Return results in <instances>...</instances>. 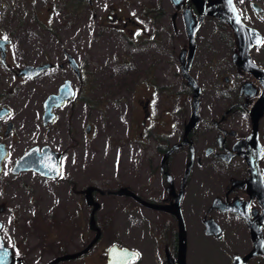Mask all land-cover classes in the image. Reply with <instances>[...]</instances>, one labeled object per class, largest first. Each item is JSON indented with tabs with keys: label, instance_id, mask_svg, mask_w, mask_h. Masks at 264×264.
Wrapping results in <instances>:
<instances>
[{
	"label": "flooded vegetation",
	"instance_id": "obj_1",
	"mask_svg": "<svg viewBox=\"0 0 264 264\" xmlns=\"http://www.w3.org/2000/svg\"><path fill=\"white\" fill-rule=\"evenodd\" d=\"M84 1L85 8L93 11L94 8L90 7L88 0ZM204 1L208 5L220 7H224L225 4V0ZM233 1L244 24L261 34L259 44L253 43L249 51L254 65L243 58V61L240 59L235 29L229 21L218 17L204 18L196 33L195 48L190 51L185 12L190 11L196 22L201 17L194 0H181L179 5L170 0L171 9L164 6L157 12L155 8L156 16L148 19L161 27L154 29L150 34L146 32L140 20L129 18L132 32L136 35V39L129 38L134 46L151 44L158 40L159 36L171 33L176 42H179L177 39L179 33L175 31L180 30L178 57L173 56V45L167 47L165 45L159 49L161 55L170 53L173 64L180 71L179 130L174 135L175 131L171 130V127L164 126V123H171L169 116L171 110H166L167 117L163 113L156 118L153 117L151 105L158 93L155 90L150 92L143 106V125L146 137L150 139L146 148L148 150L146 183L123 184L110 190L95 185L98 188L94 191V197L101 205L100 209L102 203L99 195L129 199L134 206L129 208L128 212H136L142 206L148 209L149 214L140 216L136 223L138 227L145 222L146 229L138 227L137 231L138 239L142 243L130 247L124 237L127 236L129 239L131 232L128 234V231H117L120 228L116 226L113 227L114 236L110 237L109 231L106 230L108 217L100 215L99 209L95 213L96 226L100 228L99 239L91 250L68 260L84 259L87 261L85 264H89L91 259H96L101 264H109V250L112 246L118 245L137 252L138 256L128 264H264V0ZM110 9L112 12H105L106 17L113 24H120L124 17L119 13L118 7L111 5ZM221 12L224 16V13L230 16L234 14L232 11ZM170 23L172 31L166 26ZM208 23L212 24L209 35L203 29ZM124 26H128V23ZM6 31H9L7 25H0V39L10 41L7 46V65L3 63L0 51V69L3 72L12 70L23 80L41 78L47 74L49 80L55 83V73L68 67L79 89H76L72 79H65L64 82L68 79L72 81L74 96L62 106L72 105L76 100L87 105V91L85 93L84 88L87 80L85 64L79 63L81 68L79 75L69 63L68 53L71 52L62 48L61 51H53L46 55L49 58L56 56L62 60L42 62H52L54 64L52 68L33 78L19 75L18 70L26 64L17 68L9 62L11 53L9 48L13 45L14 34ZM153 48L150 55L155 53L158 56L157 47ZM149 49L151 50V47ZM155 63L152 56L148 61L142 60L139 56V59L137 57L130 59V64L121 63L127 68L126 72H130L132 90L144 82L146 86H156L158 81L148 80L154 79L153 75L161 68H157L159 63ZM2 74L0 73V78ZM187 74L194 79L198 87L190 83ZM63 83L54 93L59 92ZM196 94L198 116L194 125L188 128L194 112ZM3 106L0 105V108ZM6 117L0 119L4 120ZM50 131L51 129L48 130ZM37 173L49 181L56 180ZM57 179H66L68 183L75 184L73 179L63 178L62 175ZM89 186L80 188L79 198L84 200V203L81 201L80 208L70 212L66 218V221L70 222L73 217H77V221L71 224L74 233L78 232L76 229L82 232L84 224H87L88 233L81 234L79 246L74 244L72 249L60 252L54 255V258L84 250L98 233L91 225L93 206H89L85 199V191ZM123 187H127L132 194L122 196L115 193ZM187 208L193 210L191 216L186 214ZM177 211L179 215L176 214ZM75 227L77 228L74 229ZM107 235L109 237L106 239ZM9 246L13 248L14 257L18 259L14 264L33 262L49 264L54 259L41 261L29 256V261L27 258L25 261L19 253L26 252L21 244Z\"/></svg>",
	"mask_w": 264,
	"mask_h": 264
},
{
	"label": "rangeland",
	"instance_id": "obj_2",
	"mask_svg": "<svg viewBox=\"0 0 264 264\" xmlns=\"http://www.w3.org/2000/svg\"><path fill=\"white\" fill-rule=\"evenodd\" d=\"M75 0H0V25L5 24L9 34H14L9 62L14 67L25 64H39L47 60H62L59 57H46L50 52L66 48L78 60L85 64L87 76L84 85L89 99L87 105L76 100L72 105L55 109L56 119L43 126V103L47 96L57 91L65 79L73 80L76 89L78 83L67 67L55 73V83L44 77L32 80L19 79L12 70L3 73L0 78V105L11 109L10 115L0 119V141H4L9 157L4 161V170L0 175V221L3 223L2 236L8 245H17L26 249L27 258L47 261L54 255L80 245L81 234L88 231L87 224L77 233L66 218L70 212L80 208L84 200L79 198L80 188L96 185L110 190L119 185H138L146 183L148 141L143 125V106L149 93L155 90L153 117L171 110V127L176 135L180 122V71L173 64L170 53H159L165 45H173V56L180 54L179 42L171 33L159 36L151 44L130 43L136 39L129 18L142 22L147 33L158 29L148 19L156 16L162 7L171 9L170 0H94V10H80L73 4ZM71 4V5H70ZM118 7L124 17L120 24H113L105 15L112 12L110 6ZM95 13L97 16H95ZM7 17L5 18V16ZM95 16V17H94ZM128 23V26H124ZM172 31V24L166 25ZM180 26V25H179ZM209 35L212 24L204 25ZM154 34V33H153ZM143 37H141L142 39ZM142 44V43H141ZM156 48L155 53H150ZM151 47V50L149 49ZM60 54V53H58ZM139 56L158 64L157 73L149 81H158L156 86H146V82L131 87L130 72L116 75L115 68L121 63L130 64V59ZM128 60V62L126 60ZM149 63V62H148ZM153 66V67H154ZM127 77L128 81L124 78ZM159 87V89H155ZM14 123V129L5 135L7 121ZM91 125V132L87 127ZM49 144L55 150L64 151L62 159V177L66 179L49 181L34 170L14 174L12 169L16 161L35 145ZM102 208L100 215L106 216L107 231L110 237L117 231H128L129 239L124 237L130 247L139 246L138 227L146 229L145 222L136 226L140 216L149 214L143 207L136 212H128L133 202L127 198L99 195ZM187 208L186 214L192 215ZM106 224V223H105ZM142 229V231H144ZM113 231V232H112ZM88 233V232H87ZM109 236H106V239ZM126 243V242H125ZM18 251V250H17ZM84 264L86 260H81ZM81 261L68 260L62 264H82ZM33 264H35L33 262ZM89 264H101L91 259Z\"/></svg>",
	"mask_w": 264,
	"mask_h": 264
},
{
	"label": "water",
	"instance_id": "obj_3",
	"mask_svg": "<svg viewBox=\"0 0 264 264\" xmlns=\"http://www.w3.org/2000/svg\"><path fill=\"white\" fill-rule=\"evenodd\" d=\"M174 4L179 5L181 3V0H172ZM196 3L199 11L201 12V17L198 22H196L190 15V11L185 12V21H186V32L189 37L190 41V51H193L195 48V39H196V33L199 30L200 26L202 25V22L206 16H213L221 18L222 20L229 21L232 27L235 29L237 36H238V42H239V49H240V59L245 60L246 62H249V64L254 65L250 58V47L254 44H259L261 40V34L258 30L247 26L244 24V22L241 20L240 16L238 15V12L235 8L234 1L233 0H225L224 7H220L218 5H208L205 3L204 0H194ZM88 3L91 8H93V0H88ZM221 10L226 11L227 13L233 12V16L222 14ZM10 43L9 40L6 39H0V51L1 59L4 64L7 65V51H8V44ZM69 63L73 70L80 75L81 68L80 64L77 61L76 57L73 56L71 53H68ZM242 60V61H243ZM52 62H45L42 64H26L25 66L21 67L18 70V74L25 76V77H36L39 74H41L43 71L50 69L53 67ZM190 83L194 86L198 87L194 81V79L187 74L186 75ZM74 96V88L72 86L71 80H66L59 88L58 93H52L50 94L44 101V114H43V124L45 126L49 125L51 122L54 121L56 114L54 112V109L57 107H60L64 104V102L69 101ZM11 110L7 106H3L0 108V118H4L10 114ZM198 116V94L195 96V102H194V112L192 114V118L188 124V128L193 126L194 123L197 120ZM14 129V123L12 121L7 122V127L5 129V135H8L12 130ZM50 130V128H49ZM87 131L91 132V125L87 127ZM176 146L173 148L175 149ZM64 152H59L54 150L50 145H44V146H33L31 147L21 158H19L13 168L14 174H19L23 171L28 170H34L42 175L48 176L50 178H59L61 175V159ZM9 156V149L7 147V144L4 141H0V174L3 172V163ZM98 187L96 186H89L87 187L85 191V199L89 206H93L92 209V216H91V225L95 227V229L98 231L95 238L90 242V244L85 248L84 250L74 253V254H64L61 256H58L54 258L49 264H58L61 261L77 258L79 256H82L96 243V241L100 237V228L96 226V219H95V213L97 210L100 209V203L96 201L94 197V191ZM104 192V191H103ZM116 194L119 195H130L132 192L127 188L123 187L117 191H115ZM140 201L141 199L138 198ZM144 204H147L145 201L142 200ZM178 205V202H176L175 206ZM179 209V208H178ZM177 215H179V211L176 212ZM181 216V214H180ZM182 217V216H181ZM0 226L3 227V223L0 221ZM0 227V257H3L2 260H0V264H14L18 262V259L14 257V253L11 247H9L1 233ZM182 233H184V230L182 228ZM7 252L6 256H3V252ZM138 256L137 252L134 250H131L128 247H119L118 245H114L109 250L108 255V263L109 264H128V262L132 259H135Z\"/></svg>",
	"mask_w": 264,
	"mask_h": 264
},
{
	"label": "trees",
	"instance_id": "obj_4",
	"mask_svg": "<svg viewBox=\"0 0 264 264\" xmlns=\"http://www.w3.org/2000/svg\"><path fill=\"white\" fill-rule=\"evenodd\" d=\"M73 4L74 5H76L80 10H84L85 9V1L84 0H76L75 2H73ZM130 40V39H129ZM119 69H124L123 68V64H120V65H118V68L116 67L114 70H115V72H116V75H118V74H121L120 72H119ZM123 72V74L122 75H124V74H127V72H126V70H124V71H122ZM124 80L125 81H128L127 80V77L126 78H124ZM90 101H89V99H88V103H89Z\"/></svg>",
	"mask_w": 264,
	"mask_h": 264
},
{
	"label": "snow or ice",
	"instance_id": "obj_5",
	"mask_svg": "<svg viewBox=\"0 0 264 264\" xmlns=\"http://www.w3.org/2000/svg\"><path fill=\"white\" fill-rule=\"evenodd\" d=\"M0 227H2V226H0ZM7 255V252L5 251V252H3V256H6ZM2 258L3 257H0V260H2Z\"/></svg>",
	"mask_w": 264,
	"mask_h": 264
}]
</instances>
